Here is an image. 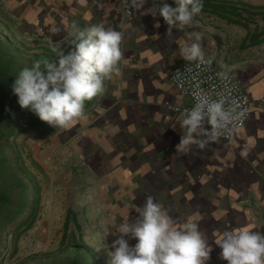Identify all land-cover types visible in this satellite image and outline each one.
Here are the masks:
<instances>
[{
  "label": "crops",
  "instance_id": "crops-1",
  "mask_svg": "<svg viewBox=\"0 0 264 264\" xmlns=\"http://www.w3.org/2000/svg\"><path fill=\"white\" fill-rule=\"evenodd\" d=\"M0 2L16 10L18 26L52 20L81 27L102 23L123 32L118 74L105 80L76 130L78 152L91 166L98 188L97 213L105 191L111 216L112 208L119 212L122 206L129 217L135 216L136 208L152 196L176 221L197 215L209 244L216 234L237 228V220L264 233V109L259 104L264 97V0H203L192 24L171 31L155 5L175 6L174 0H145L142 6L141 0ZM190 37H199L204 55L241 80L254 110L231 138L201 136L203 146L193 144L181 154L176 150L183 135L176 121L179 112L169 106L186 105L190 99L171 75L189 62L177 52V41ZM224 212L225 223H231L220 224ZM214 215L219 218L209 225ZM215 251L206 264H227L221 248Z\"/></svg>",
  "mask_w": 264,
  "mask_h": 264
},
{
  "label": "clouds",
  "instance_id": "clouds-1",
  "mask_svg": "<svg viewBox=\"0 0 264 264\" xmlns=\"http://www.w3.org/2000/svg\"><path fill=\"white\" fill-rule=\"evenodd\" d=\"M145 0H141L142 6ZM175 6L156 3L157 13L169 25H190L201 13L203 0H174ZM159 23L157 22V27ZM74 48L64 53L57 49L58 61H35L15 75L11 89L21 108L34 113L48 124L70 129L83 123L85 101L104 90V82L118 74L122 61L123 32L102 23L84 27L73 23L68 34ZM178 53L185 61L205 60L199 37L177 41ZM195 103L179 112L183 135L176 145L178 153L187 154L193 144L203 146L215 141L240 115L239 103L225 96L211 99L203 90L193 93ZM230 103L231 107H226ZM207 123L210 128L204 125ZM139 216L129 222V213L115 229L120 235L108 249L109 264H206L211 245L199 228V217L192 215L178 223L152 196L136 208ZM219 218V217H217ZM136 239L130 245L129 235ZM104 237H102L104 243ZM215 244L227 264H264V233L248 227L224 230L216 235ZM101 248V247H96Z\"/></svg>",
  "mask_w": 264,
  "mask_h": 264
},
{
  "label": "rangeland",
  "instance_id": "rangeland-1",
  "mask_svg": "<svg viewBox=\"0 0 264 264\" xmlns=\"http://www.w3.org/2000/svg\"><path fill=\"white\" fill-rule=\"evenodd\" d=\"M52 22L51 20L43 25L25 22V25L18 26L16 10H11L10 5L4 6L0 2V38H4L0 52L4 59L13 56L12 73L30 66L35 61L57 62L59 57L54 50L59 49L67 53L74 48L68 37L72 24ZM76 130L77 124L70 129L55 127L43 137H39L33 130H27L10 136L9 142L3 141V149L13 158V167H16V170L28 168L34 181L41 186V201L38 219L27 230L22 229L17 239L19 230L16 225L2 229L0 264H66L67 243L73 235L93 247L104 262L109 264L106 248L108 246V249H111L112 241L120 235L115 229L123 221L121 215H126V211L124 206L119 212L112 208L115 215L111 216V213H108L109 201L103 199L107 195L105 191L102 192L101 199L104 210L102 208V211L97 213L96 206L99 202L95 197L98 198V188L92 183L91 166L84 162L85 159L78 152ZM16 154L18 159L14 158ZM91 156L94 155L91 154L89 160ZM108 164L114 166L113 161H108ZM26 178L29 180V176ZM138 216L136 213L135 216L129 217V222ZM219 216H222L220 224L231 223L230 220L225 223V212ZM216 217L214 215L209 218L208 224L211 225ZM246 219L250 221L249 218ZM177 222L182 223L181 220ZM236 225L237 228L250 227L251 223L237 220ZM206 226V230L220 232L219 228ZM125 239L130 245L136 243V239L130 234L126 235ZM209 245L213 252L219 247L215 240Z\"/></svg>",
  "mask_w": 264,
  "mask_h": 264
},
{
  "label": "trees",
  "instance_id": "trees-1",
  "mask_svg": "<svg viewBox=\"0 0 264 264\" xmlns=\"http://www.w3.org/2000/svg\"><path fill=\"white\" fill-rule=\"evenodd\" d=\"M2 39L4 38H0V51ZM12 57L4 59L0 52V233L2 229L14 224L19 230L17 239L22 229L27 230L38 219L41 186L34 181L28 168L16 170L13 167V158L3 149V141L9 142L10 136L27 130H33L39 137H43L55 127L18 104L11 89L18 73H12ZM93 100L94 97L85 101V109L91 106ZM14 158L18 159L17 154ZM26 176H29V180ZM67 251L66 264H107L93 247L75 235L68 241Z\"/></svg>",
  "mask_w": 264,
  "mask_h": 264
},
{
  "label": "built area",
  "instance_id": "built-area-1",
  "mask_svg": "<svg viewBox=\"0 0 264 264\" xmlns=\"http://www.w3.org/2000/svg\"><path fill=\"white\" fill-rule=\"evenodd\" d=\"M171 79L180 93L190 99V103L186 105L170 104L169 107L177 112L193 106L195 99L192 93L196 90H203L213 100L225 96L229 102L235 100L239 103L240 107L236 112L240 115L220 133V138H231L253 113L250 93L241 80L230 72L220 69L210 56H205L203 62L189 61L176 66L172 71ZM259 104L264 109V97L259 100ZM225 106L231 107V104L226 103ZM204 126L210 128L207 123Z\"/></svg>",
  "mask_w": 264,
  "mask_h": 264
}]
</instances>
